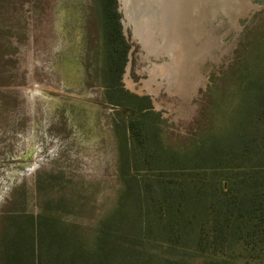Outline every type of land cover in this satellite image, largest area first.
Returning a JSON list of instances; mask_svg holds the SVG:
<instances>
[{
  "label": "rangeland",
  "instance_id": "1",
  "mask_svg": "<svg viewBox=\"0 0 264 264\" xmlns=\"http://www.w3.org/2000/svg\"><path fill=\"white\" fill-rule=\"evenodd\" d=\"M132 2L118 0L130 46L122 87L149 99L154 115L147 121L166 147L183 150L204 133L222 132L244 65L264 73V0L221 6L198 25L188 46L179 39L183 0L169 12ZM94 5L0 0V218L9 207L46 211L96 230L122 187L120 144L136 113L108 101ZM168 17L179 28L175 37L163 27ZM249 260L264 264L260 248Z\"/></svg>",
  "mask_w": 264,
  "mask_h": 264
},
{
  "label": "trees",
  "instance_id": "2",
  "mask_svg": "<svg viewBox=\"0 0 264 264\" xmlns=\"http://www.w3.org/2000/svg\"><path fill=\"white\" fill-rule=\"evenodd\" d=\"M94 2L108 101L136 113L120 144L122 187L92 231L46 211L5 209L0 264H253L251 253L264 254V73L244 65L222 132L166 147L147 121L149 99L121 84L130 46L118 0Z\"/></svg>",
  "mask_w": 264,
  "mask_h": 264
},
{
  "label": "water",
  "instance_id": "3",
  "mask_svg": "<svg viewBox=\"0 0 264 264\" xmlns=\"http://www.w3.org/2000/svg\"><path fill=\"white\" fill-rule=\"evenodd\" d=\"M176 1L178 2V0H133L132 3L138 4L139 7L143 5L146 7H155V8H156V5L159 4L162 7V10L164 9L163 12L164 11L169 12V9H170L169 7H171L172 5H175ZM184 1L185 0H183V2H181L182 9H181V13H180V18H183L182 34H183V37L185 39V45H187V46H188V44L193 45V41L195 40L194 33H195L198 25H200L202 23V21L204 20V18L206 16H210L214 11L220 9L221 6L224 7L222 9H228V10H230V8L231 9L234 8L233 7L234 4L232 2L233 0H186L185 3H184ZM227 1L230 3V6H228L226 8ZM241 1L246 2V0H236V2H241ZM159 5H157V7ZM125 7H124V9H125ZM131 8H132V4L129 5V12L131 11ZM200 9H201V14H200ZM195 12H197L198 15H197L196 19H193L192 14ZM199 14H200V17H199ZM236 14H238V12ZM242 16H248V13L246 12V13L242 14ZM166 22H168V23H163V27L167 26L169 28V30L171 31L172 35L175 37L177 30L179 28L175 27L176 23L173 22L172 18H170ZM173 24H174L175 28L173 27ZM185 26L188 28L187 30H184ZM190 47H191L190 52L192 54L194 52V50L192 49V46H190Z\"/></svg>",
  "mask_w": 264,
  "mask_h": 264
},
{
  "label": "bare ground",
  "instance_id": "4",
  "mask_svg": "<svg viewBox=\"0 0 264 264\" xmlns=\"http://www.w3.org/2000/svg\"><path fill=\"white\" fill-rule=\"evenodd\" d=\"M227 4H228V1H227ZM246 4H247V3H246ZM248 6H249V5H248ZM248 6H247V7H248ZM251 7H252V6H251ZM200 14H201V9H200ZM200 14H199V16H200ZM184 15H185V14H184ZM167 19L169 20L170 17H168ZM182 38H183V35H180V38H179V39H182ZM183 52H184V49H182L181 53H183ZM183 54H184L183 57H185V54H187V51H185ZM195 63H196V62H195ZM186 73H187L186 75H187V78H188V72H186ZM196 86H197V85H196ZM197 88H198V87H197Z\"/></svg>",
  "mask_w": 264,
  "mask_h": 264
}]
</instances>
